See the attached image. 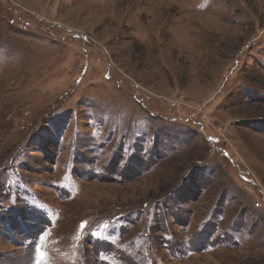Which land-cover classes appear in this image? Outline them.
<instances>
[{"label": "rangeland", "instance_id": "obj_1", "mask_svg": "<svg viewBox=\"0 0 264 264\" xmlns=\"http://www.w3.org/2000/svg\"><path fill=\"white\" fill-rule=\"evenodd\" d=\"M0 264H264V0H0Z\"/></svg>", "mask_w": 264, "mask_h": 264}, {"label": "trees", "instance_id": "obj_2", "mask_svg": "<svg viewBox=\"0 0 264 264\" xmlns=\"http://www.w3.org/2000/svg\"><path fill=\"white\" fill-rule=\"evenodd\" d=\"M8 167H9V169H11V170H17V168L15 167V166H13L11 163H9L8 165H7ZM10 166H13V168H10ZM1 179H2V177H1ZM1 182H2V180H1ZM8 183V180H6V177H5V175H3V184L5 185H7V186H9V184H7Z\"/></svg>", "mask_w": 264, "mask_h": 264}]
</instances>
